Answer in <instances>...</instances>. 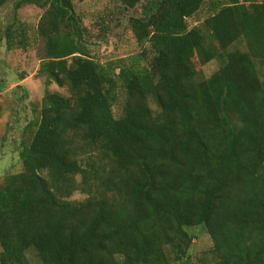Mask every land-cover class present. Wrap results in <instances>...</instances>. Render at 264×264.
I'll return each mask as SVG.
<instances>
[{
  "label": "trees",
  "instance_id": "trees-1",
  "mask_svg": "<svg viewBox=\"0 0 264 264\" xmlns=\"http://www.w3.org/2000/svg\"><path fill=\"white\" fill-rule=\"evenodd\" d=\"M74 1H13L44 10L38 74L70 96L47 90L24 128L23 171L0 187V264H32L30 251L41 264H189L194 228L213 242L202 264H264V0H117L145 3L129 19L140 51L111 64L92 57ZM28 28L12 19L8 51H27ZM195 57L220 67L202 79ZM78 191L88 198L70 201Z\"/></svg>",
  "mask_w": 264,
  "mask_h": 264
},
{
  "label": "rangeland",
  "instance_id": "rangeland-1",
  "mask_svg": "<svg viewBox=\"0 0 264 264\" xmlns=\"http://www.w3.org/2000/svg\"><path fill=\"white\" fill-rule=\"evenodd\" d=\"M13 1L10 0L6 7L0 9V187L7 176L23 171L19 142L26 125L38 118L45 92L48 90L70 96L67 87L60 88L55 83L46 84L45 78L38 74L45 44L37 37V25L44 10L35 5H27L15 13ZM74 2L75 22L95 60L102 64L117 63L124 58L130 59L140 51L129 29V19L142 15L141 8L145 2L128 10L120 9L117 0ZM206 5L195 18L189 20L191 27L204 20L207 15ZM15 17L29 27L30 46L26 52L7 50L5 29ZM193 61L202 79L211 77L220 67L217 61L207 65H202L196 57ZM257 68L264 80V65L257 63ZM26 77L30 79L24 86H17ZM121 107L122 100L114 107L117 118L121 116ZM87 198L88 195L78 191L69 200L85 201ZM190 230L195 239L189 252V264H202L212 259L213 242L210 236L202 228ZM28 256L32 264H41L34 252L30 251Z\"/></svg>",
  "mask_w": 264,
  "mask_h": 264
},
{
  "label": "crops",
  "instance_id": "crops-1",
  "mask_svg": "<svg viewBox=\"0 0 264 264\" xmlns=\"http://www.w3.org/2000/svg\"><path fill=\"white\" fill-rule=\"evenodd\" d=\"M29 79H30V78H28V77L24 78L21 82H19V83L17 84V86H24L25 82H26L27 80H29Z\"/></svg>",
  "mask_w": 264,
  "mask_h": 264
},
{
  "label": "built area",
  "instance_id": "built-area-1",
  "mask_svg": "<svg viewBox=\"0 0 264 264\" xmlns=\"http://www.w3.org/2000/svg\"><path fill=\"white\" fill-rule=\"evenodd\" d=\"M2 103V93L0 92V105Z\"/></svg>",
  "mask_w": 264,
  "mask_h": 264
}]
</instances>
